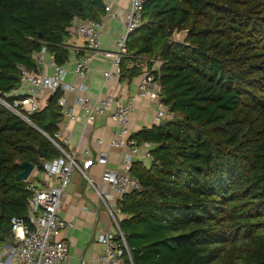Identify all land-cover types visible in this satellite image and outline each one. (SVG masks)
I'll return each instance as SVG.
<instances>
[{
	"label": "trees",
	"instance_id": "trees-1",
	"mask_svg": "<svg viewBox=\"0 0 264 264\" xmlns=\"http://www.w3.org/2000/svg\"><path fill=\"white\" fill-rule=\"evenodd\" d=\"M105 13L101 0H0V97L12 103L23 71L41 72L43 48L66 65L73 22ZM143 60L173 118L132 136L153 145L150 166L131 169L140 190L121 203L133 263L264 264V0H145L121 78L142 75ZM61 96L32 125L0 105L1 243L13 219L28 224L21 164L43 170L61 155L50 141Z\"/></svg>",
	"mask_w": 264,
	"mask_h": 264
},
{
	"label": "built area",
	"instance_id": "built-area-1",
	"mask_svg": "<svg viewBox=\"0 0 264 264\" xmlns=\"http://www.w3.org/2000/svg\"><path fill=\"white\" fill-rule=\"evenodd\" d=\"M105 5V12L114 17L109 0H101ZM130 8L123 32L120 34L115 52L108 53L111 65L104 74L106 84L122 72V59L128 54V40L130 35L143 24L145 0H128ZM70 38L78 37L85 42L90 52L101 49L102 24L97 21L75 20L69 29ZM40 67V73L23 71L21 87L8 96L16 97L12 103L0 97V105L10 110L16 116L32 125L29 117L41 112L48 100L56 92L62 94L59 105L63 109V120L59 124L60 130L50 141L60 151L61 155L55 161L47 164L37 175L30 176L27 190L28 224L21 219L12 220V237L14 247L0 248V264H63L69 254V246L65 241L56 240L57 236L75 227L74 220H67L60 216L63 195L72 183L73 175L82 174L90 181L88 172L94 165V159L84 163L76 160L73 153L67 151L68 138L63 132L68 130V122L76 120L75 106L80 107L84 113L87 126H93L99 116L108 115L117 126L111 146L127 149L120 171L107 172L104 181L110 193L99 194L101 204L111 216L116 226L114 232H106L99 236L98 243L104 247L102 260L108 264H134L131 250L121 231L122 217L121 203L124 197L135 190H140V184L132 178L131 169L136 158L152 161L153 145L149 142L139 145L132 138L131 117L136 109L135 98L146 101L156 109L155 124L161 125L171 118L168 108L162 102V88L160 82L149 71L147 62L141 61L139 68L143 74L138 84L135 98H123L116 94H109L104 98H89L85 92L84 84H70L67 81L68 72L56 64L53 56L43 48L40 54L34 55ZM92 54L83 55L76 63L75 72L81 80L86 78L87 68L92 61ZM158 68V67H157ZM51 70V73H47ZM73 96V100H70ZM102 144V140H98ZM36 170V169H35ZM54 181V182H53ZM53 182V183H52Z\"/></svg>",
	"mask_w": 264,
	"mask_h": 264
},
{
	"label": "crops",
	"instance_id": "crops-1",
	"mask_svg": "<svg viewBox=\"0 0 264 264\" xmlns=\"http://www.w3.org/2000/svg\"><path fill=\"white\" fill-rule=\"evenodd\" d=\"M109 5L115 15L112 17L110 13H105L101 19V49L98 52H90L82 39L71 37L67 43L71 51L70 59L63 68L68 72L67 81L70 84H84L83 94L89 98H104L109 94L135 98L142 75L132 80L122 79L121 75L115 76L104 84V74L112 61L107 54L116 50L120 34L126 25L130 2L109 0ZM88 53L92 54L93 59L88 65L86 78L81 80L75 72L76 63ZM51 72L47 70V73ZM73 98L70 96V100ZM135 106L136 109L131 117L132 132L136 133L143 128L156 125L154 120L156 109L153 106L136 98ZM74 114L76 120L69 121L68 130L63 132V135L68 138L66 149L73 153L80 163L88 159L95 160L88 172V177L94 186L82 174L73 175L72 183L63 195L60 216L67 220H74L75 227L61 232L56 240L65 241L69 246V254L63 264H108L102 260L104 247L98 243V238L106 232H114L116 226L101 204L99 194L110 193L104 181L105 174L120 171L128 150L111 146L110 142L117 126L108 115L99 116L93 126H87L80 107L75 106ZM98 140H102L103 143L99 144ZM139 162L147 167L151 164L150 161L141 160L138 157L135 163ZM38 171L40 170H34L33 174L37 175ZM123 218L124 216L121 220ZM14 246L12 236L4 243L0 242V248L10 249Z\"/></svg>",
	"mask_w": 264,
	"mask_h": 264
},
{
	"label": "water",
	"instance_id": "water-1",
	"mask_svg": "<svg viewBox=\"0 0 264 264\" xmlns=\"http://www.w3.org/2000/svg\"><path fill=\"white\" fill-rule=\"evenodd\" d=\"M174 36L176 37V42L182 44L186 40L187 32H175ZM22 172L17 176V179L20 181H28L34 170L36 169L35 164L31 162H23L21 164Z\"/></svg>",
	"mask_w": 264,
	"mask_h": 264
},
{
	"label": "rangeland",
	"instance_id": "rangeland-1",
	"mask_svg": "<svg viewBox=\"0 0 264 264\" xmlns=\"http://www.w3.org/2000/svg\"><path fill=\"white\" fill-rule=\"evenodd\" d=\"M174 38V40H176V37L174 36L173 37ZM168 112H169V110H168ZM173 118V115H171V118H170V120Z\"/></svg>",
	"mask_w": 264,
	"mask_h": 264
}]
</instances>
